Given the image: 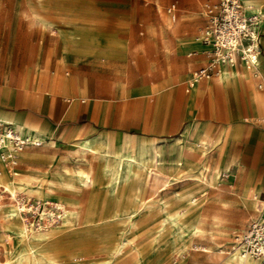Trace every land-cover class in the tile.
<instances>
[{"label":"crops","instance_id":"obj_1","mask_svg":"<svg viewBox=\"0 0 264 264\" xmlns=\"http://www.w3.org/2000/svg\"><path fill=\"white\" fill-rule=\"evenodd\" d=\"M240 2L245 14L261 17L256 70L238 63L190 86L192 72L208 62L205 45L206 62L188 71V82L174 84L175 76L113 81L130 70L118 49L119 39L91 28L127 25L121 16L136 7L137 0H25L32 24L50 32L40 38V58L24 79L18 84L0 82V120L41 141L47 153L33 152L28 159L45 154L49 163L61 162L79 141L120 155L153 143L158 153L153 164L165 170L176 149L186 147L192 160L206 168L205 175L214 178L212 191L251 208V218L253 197L264 199V0ZM177 45L188 55L199 48L186 39ZM57 173L52 178L43 175L55 180ZM28 175L43 176L25 178Z\"/></svg>","mask_w":264,"mask_h":264},{"label":"rangeland","instance_id":"obj_2","mask_svg":"<svg viewBox=\"0 0 264 264\" xmlns=\"http://www.w3.org/2000/svg\"><path fill=\"white\" fill-rule=\"evenodd\" d=\"M206 1L137 0L136 7H129V13L121 16V20L128 21L127 25L101 28L93 26L92 31L111 33L119 39L118 49L124 55L123 61L129 64L130 70L115 75L113 81L151 82L175 76L174 84L188 82V71L195 70L206 62L207 47L201 42ZM172 5L174 7L169 11ZM0 18V82L18 84L24 79L25 71L33 67L40 58V38L50 31L32 24L25 0H1ZM139 32H143V35ZM185 39L197 43L199 48L189 55L181 51L177 45L178 40ZM143 74L146 75L145 78ZM93 75L96 76L97 73ZM43 149L42 146L25 148L23 151L29 153L19 152L17 156L21 161L14 168L4 167L0 176L4 181L14 180L17 184L27 181L31 188L38 187L41 182V194L44 197L37 194L28 197L27 193L17 192V199L20 204L30 208L27 213L21 212L27 225L35 223L41 209L45 212L38 221L42 227L54 228L58 221L63 223L43 244L50 250L49 256L52 257L48 264L103 261L110 258V251L118 242L125 241L131 242V246L123 249L122 254L116 257L115 264H134L137 260L134 248L140 256L136 264H225L226 254H218L217 250L232 249V243L236 244V235L251 216V208L235 202L227 193L223 192L218 196L212 190L198 188L194 181L180 182L185 171L177 164L184 159L190 165L196 163L191 156L180 155L179 150L182 148L176 149L171 167L159 169L162 177H169L170 180L165 188H159L158 195L154 197L160 199L162 209L147 206L146 202L152 201L147 199L151 194L147 188L148 182L146 188L137 190L135 179L130 181L131 190L129 187L122 192L119 189L114 195L108 194L99 183L89 189L66 190L57 181H52L53 190L47 193L49 184L43 173H49L48 177L52 178L54 173L64 172L65 169L69 172L80 168L88 169V164L95 160L90 154L86 155L84 162L67 155L61 162L49 163L44 153L28 159L35 156L33 152ZM183 149L187 150L186 147ZM66 152L69 153L70 148ZM34 173L44 177L28 175L25 178V175ZM189 192L195 196L192 201L187 200L185 195ZM73 200L79 202V218L69 225L67 217L60 219L61 209L58 204L65 206L66 202ZM87 204L91 205V213L94 215L91 214L90 218L94 223L85 225L82 220L87 212ZM179 210H183L184 214L178 216L177 220L184 225L197 214L202 217L200 226L205 233L203 238H183V235L176 232L173 216ZM2 213L3 209L0 208V217ZM128 213H133V226H129V220L125 218ZM0 222V262H6L20 248V243L11 235L10 230L3 229L4 220L0 218Z\"/></svg>","mask_w":264,"mask_h":264},{"label":"bare ground","instance_id":"obj_3","mask_svg":"<svg viewBox=\"0 0 264 264\" xmlns=\"http://www.w3.org/2000/svg\"><path fill=\"white\" fill-rule=\"evenodd\" d=\"M245 1L247 0H244V2ZM88 153L92 154V157L96 161L95 163L97 164L95 167H92L91 165L87 170L76 169L72 172H69L65 169L64 172H60L55 175V180L46 178L48 179L47 182L49 184L46 188V192L51 193L53 190L52 181H57L66 190H76V188L89 189L90 187H94L95 183H99L101 186H103L108 194L114 195L118 192L119 189L121 190V192L124 190V188L127 189L129 187L128 189H130V181L135 179L136 184L138 185L136 188L137 190L146 188V183L148 182L147 188L151 191V194L147 199L150 198V200L152 201L146 202L147 206L159 207L160 209H162L163 206L159 204L160 199L154 197L158 195V192L160 191L159 188H165L167 182H169L170 180L169 177L163 178L162 172L153 164L154 159L158 154L157 147L153 143H150L148 145L141 144L137 146L136 151H134L133 153L120 155L114 154L102 147L95 146L91 142L79 141L74 144V147L72 149H70V155L68 156L73 159L76 158L78 160H86L85 156ZM179 153L180 155L184 154L185 156H191L190 152L183 148L179 150ZM177 166H181L184 168L185 173L180 177L182 181L192 180L197 184V186H199L198 188H203L204 190H212V188L214 187V178L211 175L206 176V168L200 166L197 162L193 165H190L184 159V161L180 164H177ZM216 173H218V170ZM40 184L41 182L38 183V187L31 188L29 187L27 181L17 184L14 182V180L4 181V179L0 176V208L3 209V213L0 218L5 222V226L3 229L10 230L11 235L13 234L17 239V242L20 243V248L13 254L11 259L6 260V262H0V264H48L50 259L52 258L49 256L50 250L46 247V245L43 246V244L54 233L55 229L60 228L63 225L62 221H58L54 228H47L46 226L42 227L38 223V221L42 219L41 216L44 215L45 212L43 209H41L38 213V216L35 218V223H30V225H27L25 223V218L23 217L21 212L27 213L29 212L30 208L22 203L20 204L17 199V192L27 193L28 197H30V195L32 194H37L40 197H44L41 194L42 190L40 188ZM185 195L188 198L187 200L190 201H192L195 197L192 192H189ZM87 205V212L82 220V224L85 225L87 223H94L90 218L92 214L91 205ZM58 206L61 209L60 219H64L67 217L69 219V225L79 218V202L73 200L66 202L65 206L61 203H59ZM132 214L133 213H128L125 217L127 220H129V226H133ZM183 214L184 211L179 210L176 211V214L173 216V227H175L176 232L183 235V238L188 236L203 238L205 233L200 226L202 223V217H199V214H197V216L194 217L192 221L184 225L179 223V221L177 220V217ZM50 215L52 216L53 214ZM52 219L53 218H51L50 221H52ZM171 222L172 220L170 221V223ZM210 237L212 238V235H210ZM228 243L230 242L228 241ZM130 244L131 242L129 243L127 241L118 242V245L111 249L110 258L103 261L94 260L88 264H115L114 262L116 257L122 254L123 249L126 246L130 248ZM232 244L234 246L229 251H226L224 249L217 250L218 254H226V257L224 259L225 264H259L255 260L244 261L239 251L237 250L235 243L233 242ZM133 252L134 257H137L136 262L139 261L140 256L137 249L134 248ZM136 262L134 264H136Z\"/></svg>","mask_w":264,"mask_h":264},{"label":"built area","instance_id":"obj_4","mask_svg":"<svg viewBox=\"0 0 264 264\" xmlns=\"http://www.w3.org/2000/svg\"><path fill=\"white\" fill-rule=\"evenodd\" d=\"M205 16L201 42L208 47L209 59L205 66L192 72L189 85L212 80L222 67L238 63L247 70H256L260 55V15L245 14L240 0H216L206 5ZM41 145V141L20 134L12 124L0 120V174L3 166L17 165L19 152ZM252 212V217L236 235L235 245L244 261L264 264V199L253 197Z\"/></svg>","mask_w":264,"mask_h":264}]
</instances>
